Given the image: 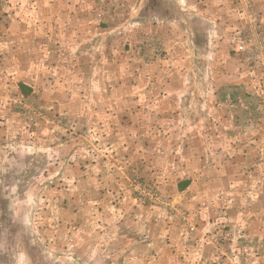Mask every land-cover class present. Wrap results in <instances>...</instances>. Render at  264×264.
I'll list each match as a JSON object with an SVG mask.
<instances>
[{"label":"rangeland","instance_id":"rangeland-1","mask_svg":"<svg viewBox=\"0 0 264 264\" xmlns=\"http://www.w3.org/2000/svg\"><path fill=\"white\" fill-rule=\"evenodd\" d=\"M112 1L0 0V264H264V0Z\"/></svg>","mask_w":264,"mask_h":264},{"label":"crops","instance_id":"crops-1","mask_svg":"<svg viewBox=\"0 0 264 264\" xmlns=\"http://www.w3.org/2000/svg\"><path fill=\"white\" fill-rule=\"evenodd\" d=\"M112 1V0H111ZM119 1V2H118ZM124 1H126V0H123L122 2L124 3ZM142 0H134V2H135V8H136V6H137V4L139 3V2H141ZM227 1V0H226ZM112 2H115V0L114 1H112ZM117 2L118 3H120V0H117ZM134 8V7H133ZM172 76V75H171ZM170 83H173V79H171L170 78V81H169ZM262 249H263V246H262ZM262 256H264V251L261 253V256L260 257H262ZM262 258H264V257H262Z\"/></svg>","mask_w":264,"mask_h":264}]
</instances>
